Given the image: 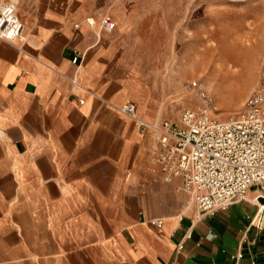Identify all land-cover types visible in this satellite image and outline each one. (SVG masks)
Masks as SVG:
<instances>
[{"label":"crops","instance_id":"0c3cea01","mask_svg":"<svg viewBox=\"0 0 264 264\" xmlns=\"http://www.w3.org/2000/svg\"><path fill=\"white\" fill-rule=\"evenodd\" d=\"M16 6L23 39L0 38V264H264L258 190L200 215L181 177L151 171L155 134L119 111L137 98L128 33L87 0Z\"/></svg>","mask_w":264,"mask_h":264},{"label":"rangeland","instance_id":"374dc122","mask_svg":"<svg viewBox=\"0 0 264 264\" xmlns=\"http://www.w3.org/2000/svg\"><path fill=\"white\" fill-rule=\"evenodd\" d=\"M87 5L99 22L110 15L115 28L128 33L137 83L132 102L155 121H179L184 109L202 103L201 92L211 99L213 116L225 120L243 109L264 72V0H87Z\"/></svg>","mask_w":264,"mask_h":264},{"label":"built area","instance_id":"2783aa9c","mask_svg":"<svg viewBox=\"0 0 264 264\" xmlns=\"http://www.w3.org/2000/svg\"><path fill=\"white\" fill-rule=\"evenodd\" d=\"M16 5L17 0H10L0 9V38L23 39ZM88 22L95 24L93 18H88ZM101 26L112 31L116 22L110 15H103ZM77 59L76 55L73 61L76 63ZM201 95L202 103L184 109L179 121L151 122L139 114L137 105L130 100L119 106V111L155 134L151 171L161 172L166 182L181 177L198 213L213 215L235 202L248 200L253 186L260 192L255 200L264 196V72L243 109L225 120L213 116L211 99L204 92ZM150 222L161 225L162 219ZM251 223L259 230L264 228V208L260 207ZM182 248V244L177 247ZM231 257L239 264L244 254L237 251Z\"/></svg>","mask_w":264,"mask_h":264},{"label":"water","instance_id":"95a60500","mask_svg":"<svg viewBox=\"0 0 264 264\" xmlns=\"http://www.w3.org/2000/svg\"><path fill=\"white\" fill-rule=\"evenodd\" d=\"M258 200L264 202V196H260Z\"/></svg>","mask_w":264,"mask_h":264},{"label":"bare ground","instance_id":"6f19581e","mask_svg":"<svg viewBox=\"0 0 264 264\" xmlns=\"http://www.w3.org/2000/svg\"><path fill=\"white\" fill-rule=\"evenodd\" d=\"M254 199H256V197H255ZM260 203H261V202H260ZM263 205H264V203H261V208H264V206H263Z\"/></svg>","mask_w":264,"mask_h":264}]
</instances>
